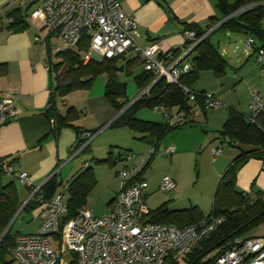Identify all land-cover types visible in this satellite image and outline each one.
Returning a JSON list of instances; mask_svg holds the SVG:
<instances>
[{
	"label": "built area",
	"instance_id": "2783aa9c",
	"mask_svg": "<svg viewBox=\"0 0 264 264\" xmlns=\"http://www.w3.org/2000/svg\"><path fill=\"white\" fill-rule=\"evenodd\" d=\"M16 2L19 0H9ZM250 6L242 7V13ZM32 17L43 21L47 36L36 35L41 46H50L51 52L60 53L75 49L84 33L90 36V50L83 56L84 62L102 60L126 55L136 51L143 58L144 69L154 73L155 80L163 78L167 82L180 84V77L192 70L189 53L209 33L197 36L195 30H185L186 44L178 56L165 54L159 43L152 41L142 46L138 43L137 24L134 17L123 9L120 0H43L33 10ZM4 19L0 15V22ZM56 38V44L52 39ZM251 36L246 38V51L254 46ZM258 61H264V50H258ZM50 74L51 91L59 85L58 73L52 65H47ZM153 83L138 92L139 100L150 95ZM190 101L202 97L207 110L222 107L212 92L203 94L180 84ZM250 121H254L264 111V99L259 91L252 92L250 99ZM177 107V106H176ZM156 106L169 124L185 123L184 111L178 108ZM20 113L15 96H0V126L15 119ZM99 134L87 132L81 151ZM176 146L151 145L142 153L127 151L115 157L121 164L118 175L120 189L114 200L111 213L96 215L89 207L81 208L74 216H68V200L64 193L57 192L50 201L44 202L40 214L38 231L19 234L12 248V255L19 264H190L189 255L206 236L214 232L224 221V216L211 215L187 227L174 224L151 222V209L147 203L146 188L149 183L144 178L146 166L153 157L174 154ZM214 158L223 154V144L212 149ZM77 152V153H78ZM25 187H31L28 202L41 187L32 183L27 172L15 171L12 165L5 168ZM177 182L165 175L160 184L163 192H171ZM69 260V261H68ZM211 264H264V235L236 237L226 249L218 253Z\"/></svg>",
	"mask_w": 264,
	"mask_h": 264
},
{
	"label": "crops",
	"instance_id": "0c3cea01",
	"mask_svg": "<svg viewBox=\"0 0 264 264\" xmlns=\"http://www.w3.org/2000/svg\"><path fill=\"white\" fill-rule=\"evenodd\" d=\"M226 1L227 3L234 4L238 0ZM42 2L43 0H19L16 2L0 0V15L5 16L12 10L19 8L24 14H26V20L28 23L26 29L16 31L7 27L10 18L8 19L5 16L0 22V96L5 94L14 95L15 100H17V105L20 108V113L15 119L0 126V160L5 161L13 159L12 166L14 170L16 172L23 171L29 173L32 177L33 185L37 187H42L43 183H45L55 172L58 173L59 180L64 182V179H73L78 175L83 170L82 167L91 166V163L89 164L87 161L77 162V157L75 156L77 153L73 155L79 137L76 126L82 131L100 129L102 132V130L105 129L103 132H107L109 129H113L109 126L119 116V112L111 106L105 95L107 76L103 74L105 78L102 81V88L101 90L99 89L96 96L88 98L86 110L81 109V106L77 104V101L71 99L70 94L65 96L63 102L58 99L59 108L62 113H66L68 107L76 109L79 113L76 120L69 121L70 123L63 127H58L56 120L53 117H51V119L47 117L45 110L50 105L52 95L50 74L48 73L45 62L48 52L45 53V50L40 48V43L37 42L35 38L36 35L43 36L46 28L43 21L36 20L39 23H37V26L35 25L36 28L30 26L28 21V17L35 19L32 17L31 13ZM120 2L123 9H125V11L136 20L137 32H139L137 41L142 46L155 41L161 45L165 54H170L172 50L181 49L186 44L184 33L186 23H194L201 28H206V26L217 22L210 28V41H212L218 51H220L225 57L227 55L235 54L231 59L227 58L229 66L224 75L216 77L211 70H208L213 73L214 77H216L215 80L208 84L203 78L204 74L208 71H202L199 79L193 85V89L195 90L212 92L226 105H222V107L217 109L207 110L204 109L198 101H192L191 103L193 106L188 118L191 119L189 125H192L198 120V118H203L204 122H207L210 131L206 130L208 136L205 138L203 145L206 144V150L209 151L210 154H213V151H211L212 148L222 144L223 150L226 147L231 151L228 153L229 156L228 154L223 156L225 150L223 151V154L217 158H214L213 156L214 172L216 175V181L213 188L214 190L215 187L218 189L224 173L241 151L237 144L234 146L230 143L228 138L224 140L220 133L223 130V124L229 116V110L236 109L245 115L249 114V110L244 111V109L250 104L252 92H262L258 76L255 77L256 75H253L255 72H247L250 68L254 69L255 67L249 68V66L245 65L240 66V63L242 61L243 63H246L254 57V62L256 60V63L262 65V71H264V62H259L257 60V53H249L247 51L245 54H237L236 49L238 50V46L243 40V34L245 39L247 38L246 33L235 31H214L218 24L223 22L226 18L219 7L218 0H120ZM47 35H49L48 32ZM246 55H248V57H246ZM194 56L195 55H193V57ZM193 57H188L187 60L191 61ZM129 60H133V62L128 64L123 72L132 73L135 77L136 74L145 70L143 58L138 52L133 50L126 55H123L119 63L125 64ZM137 68H139L140 71L136 72ZM229 69L232 70L228 71ZM247 73L250 77L252 76L250 80L251 84H249V87L246 86L247 92L245 91L242 95L245 101H241L240 95L234 94L236 88H238V86L236 88L235 86L237 83H243ZM121 79L123 81L122 76ZM263 94L264 93H262V96ZM89 111L97 120L95 123L97 125L95 126L89 124L86 125L85 121L82 119L83 117L81 115H87ZM210 111H213L212 115L209 114ZM125 127H120L119 129H125ZM103 132L99 134L102 135ZM134 133L136 134L134 135V139L142 142H130L131 144L124 145V143H120L119 141H115L114 143L112 139H110V141H104V138L101 136L96 139L94 138V140L90 142L91 150L95 153V159L102 161L106 160L101 163H95L97 166L96 169L103 166L108 168V175L103 173L100 179L99 176H96L97 182H100L101 179L104 180L107 176H109V179L113 182L111 188L113 191L110 192L111 194L107 201L110 210L107 213L113 211V201L117 196L120 186L118 171L121 164L114 162L115 157L117 155H124L127 151H134L135 153L136 150L130 148L137 149L138 152H136L139 154L153 144L148 138L141 139V134ZM115 136L118 137V135ZM114 144H117V146H114ZM118 145L126 146L127 148L125 147V149ZM179 148H181L180 145L176 147V150ZM110 151H112V154H110ZM93 169L96 170L95 167H93ZM147 170L144 173V178L147 179L149 183L145 190L148 201L151 193L147 190L151 185L150 180L148 179L149 176ZM97 171L99 170H96V172ZM237 174L236 187H238V190L240 189L250 194L260 191L264 197L263 159L260 160L258 158L250 157L238 170ZM7 175L11 177L10 174ZM70 180L71 179H69L68 182ZM175 180L177 182V187L171 191L172 194H169L161 203L168 202V207L170 209L179 210L181 209H177L179 206H170L171 200H178L179 195L181 196L180 193H182L181 189L178 190L179 179L176 178ZM160 184L161 182L158 184V190L160 189ZM25 189L28 193L26 187ZM68 196H66L67 200ZM20 198H22V194H20ZM22 199L24 200V198ZM214 201L208 212H205V210L202 209V203L200 201L195 200L196 204L194 205L199 206L202 213L209 215L213 209ZM41 207H37L32 211V213L34 212V217L40 219V214L43 211Z\"/></svg>",
	"mask_w": 264,
	"mask_h": 264
},
{
	"label": "trees",
	"instance_id": "16d2710c",
	"mask_svg": "<svg viewBox=\"0 0 264 264\" xmlns=\"http://www.w3.org/2000/svg\"><path fill=\"white\" fill-rule=\"evenodd\" d=\"M263 3L264 0H238L234 4L227 3L226 0H218L219 7L226 18L223 22L218 24L214 31L246 33L247 37L251 36L255 41L251 52H248L257 53L258 57V50H264ZM245 6H250V8L242 11V13H236ZM5 16L8 19L10 18L7 26L9 29L22 31L28 27L26 14L19 8L12 10ZM5 16L3 15L4 18ZM216 23L217 22H214L213 24ZM212 25L201 28L194 23H186L184 30H195L197 36L200 37L210 31ZM210 34L211 32L189 53L188 57L193 55V53L195 55L191 60L193 68L179 78L180 84L196 92L198 91L201 94L207 91L193 89V85L199 79L201 72L211 70L216 77H221L226 73L229 66L227 58L218 51L212 41H210ZM90 43V36L84 33V36L75 49L58 53L60 60L57 63L52 60L53 54L50 46L48 45L47 47L48 54L45 62L48 66L49 64L52 65L54 71L58 73L59 85L52 91L50 105L45 110V114L49 119L53 117L58 127L68 125L70 123L69 121L76 120L79 115L73 107H68L67 112L62 113L59 108V101L63 102L65 100V95L75 89L90 88L100 75L105 74L107 76L105 95L111 106L114 107L117 112H121L124 106L133 100V98H129L127 94V82L124 80L122 81L120 76L127 65L133 62V60H129L125 64L119 63L123 56L121 55L109 59L103 58L102 60L84 62L83 56L85 52L90 50ZM171 53L173 57H176L180 53V49L172 50ZM134 81L137 83L138 92L153 83L149 92L150 95L132 103L129 108L124 110V112L110 124V128L127 126L137 134H141V139L148 138L149 141L151 140L153 142L152 145L158 146L161 145L167 133L191 122V119L188 118L193 106L191 103L192 101H190L184 91H182L180 84L175 82L169 83L163 78L155 80L154 73L146 69L136 74ZM197 101L206 109L205 102L201 96L198 97L195 102ZM161 105L168 108L177 106L176 108H178V110L184 111L185 123L169 124L167 121L160 123L150 119H143L137 115V112L143 107L154 109L156 106ZM250 115H252V112L245 115L236 109H230L229 116L223 124V130L220 132L221 136L224 140L228 138L230 143L234 146L237 144L241 151L224 173L214 197L213 209L209 215L202 213L197 205H192L189 208H181L179 210L170 209L168 207V202L151 210V214L149 215L151 222L169 223L181 227L190 226L211 215L225 217V221L193 249V252L189 255L188 263L190 264L213 263L216 257L212 259L209 258L211 253L214 252L216 253L215 256H217L218 253L226 249L236 237L257 236H249L246 235V233L253 229V227H257L264 223V197L261 192L256 191L250 194L240 189L238 190V187H236L238 170L250 157L264 160V111L260 112L253 122L249 119ZM76 129L79 137L74 151L84 144V134L100 130L82 131L78 126H76ZM86 151H91L90 143L81 150V153ZM110 154H112V151H110ZM154 159L155 157L151 159L146 166V170L150 168ZM94 160L95 163L106 161ZM12 161L13 159L5 161L0 160V235L8 228L12 219L19 212L20 206L24 203V200L20 198L19 188L17 186L18 181L13 176H11V180L6 184L2 183V178L7 174L5 168L12 165ZM95 173L93 166H91L83 169L68 182V218L76 215L81 208L87 206L90 192L97 181ZM58 176L57 173L43 183V186L37 191L35 196L22 208L16 220L23 212L31 214L35 208L41 206V209H43L44 202L50 201L55 197V193L59 192L60 186L64 184L59 180ZM26 188L29 193L31 187ZM13 226L6 234L5 238L0 242V261L2 264H10L9 260L6 258L12 253L15 239L19 235V233H12Z\"/></svg>",
	"mask_w": 264,
	"mask_h": 264
},
{
	"label": "rangeland",
	"instance_id": "374dc122",
	"mask_svg": "<svg viewBox=\"0 0 264 264\" xmlns=\"http://www.w3.org/2000/svg\"><path fill=\"white\" fill-rule=\"evenodd\" d=\"M28 21H29L30 26H32L33 28L34 27L36 28L37 23H38L36 19H32L28 17ZM47 32L48 30L44 31L43 37L47 35ZM242 39H243L242 42H240L238 46V50L236 49L237 54H245V52H247L246 45H245L246 39L244 37V34L242 36ZM57 42L58 41L56 40V38L52 40L53 44H56ZM40 48L45 50V53L48 52L46 46H41L40 44ZM52 54H53L52 60L55 63L59 62L60 59L58 57V53L54 51ZM193 55H191L190 57H193ZM233 55L235 54L227 55L226 58L231 59ZM246 57H248V55H246ZM257 64L258 63H256V60L254 62V57H253L246 63H243L242 61L240 63V66L245 65V66H249V68L255 67L254 69L250 68L249 70H247V72L248 73L255 72L253 75L254 76L256 75L255 77L258 76L260 80L259 82L260 87L262 88V92H261V95H262V93H264V71H262L263 66L260 64L258 65ZM231 70L229 69L228 71H231ZM138 71H140L139 68H137L136 72ZM248 73H247V76H245L243 83H237V85L235 86V88L237 86L238 88H236L234 94H239L241 101H245L242 95L243 93H245L247 89L246 86L249 87V84H251L250 80L252 76L250 77ZM121 76L123 80L128 82L127 94L129 98L134 99L138 93L137 83L134 81V75L129 72H122ZM104 78L105 77L103 75H100L93 82V85L90 88L75 89L74 91H71L67 93L66 95L70 94L71 99L76 100L77 104L81 106V109L86 110L87 104H88V98L91 96H96L98 94L99 89L101 90L102 88V85H103L102 81L104 80ZM203 78H204V81L209 84L213 80H215L216 77H214L212 72L208 71L207 73L204 74ZM251 87H254V86H251ZM253 89L256 90L255 88ZM262 97L264 99V94ZM222 105H226V104L223 103ZM247 110L250 111V104L244 109V111H247ZM212 113L213 111H210L209 114L212 115ZM137 115L143 119H146V120L150 119V120H154L160 123L166 121V117L164 116L162 112L155 111V109L150 108V107L141 108L137 112ZM81 116L83 117L82 119L83 121H85L86 125L88 124L94 125V126L97 125L95 124L97 120L95 119L94 115L90 111L87 115L82 114ZM211 127H215V126H211ZM104 130H102V132ZM206 130H209L207 122H204L203 118H198V120H196L192 125H189V123L188 124L186 123L182 126V128L174 129V131H170L169 133L165 135V137L162 140L163 142L161 143L162 148L167 145H174L176 147L180 145L181 148L176 150L174 154H163V155L156 156L152 162V165L147 170V174L149 176L148 179L150 180V185H151V187L148 188L147 190L151 193L147 203L149 204V207L151 210H154L157 206L162 204L161 202H163V200H165L169 194L170 195L172 194V192L167 193V192H163L160 189L158 190L159 182H162L163 177H165V175H169L174 179L176 178L179 179L180 182H178L179 183L178 190L179 189L182 190V193H180L181 196L179 195L178 200L177 199L174 200L171 198L172 199L171 205H170L171 207L179 206L177 209L189 208L191 207V205L196 204L195 200H198L202 203L201 207L203 210H205V212L210 211L213 201H214L213 199L216 194L217 188L215 187V190L213 188L214 183L216 181V175L214 172L215 169H214L213 154L212 153L210 154V152L206 150V144L203 145L205 138L208 136ZM102 132L99 130V133H102ZM115 135H118V137H116ZM134 135L136 134L126 126L125 129H119V128L109 129L107 132H103L102 135L101 134L97 135L95 139L101 136L102 138H104L103 139L104 141H110V139H112L114 143L115 141H119L120 143H124V145H126V144H131L133 142L139 141V140L136 141L134 139ZM139 142H142V141H139ZM114 146H117V144H114ZM118 146L124 147V148L126 147V146H120V145ZM79 149L80 147L77 148V150L73 152V155L76 154ZM130 149L136 150L138 152V150L135 148L134 149L130 148ZM148 149H146L145 151H147ZM224 150L225 152L223 156L231 152L226 147L224 148ZM136 151H135V154H138ZM131 152L134 153V151H131ZM80 153L81 151H79L75 155L77 157V162L87 161L89 164L91 163V166L95 167V169L97 168V166L95 165V160H94L95 153L92 150L83 152L81 154ZM91 166H85V167H82V169H85ZM96 170H99V171L96 172ZM96 170H95L96 172L95 175L99 176V179L103 175V173L105 175H108L107 174L108 168L106 166L100 167ZM69 179H72V178H68L67 180L64 179V182H63L64 184H62L59 188V192L64 193L65 196H68V180ZM10 180H11V177L5 174V176L2 178V183L6 184ZM120 184H121V180H120ZM112 185H113V182L109 179V176H107L104 180L101 179L100 182L96 181V184L93 186L90 192L87 205L92 210V212H95L96 215L103 216L105 215V213H107L110 210L109 206L107 205V201L111 194L110 192L113 191L111 189ZM17 186L19 188V193L22 194V198H24V201L27 200L29 198L28 197L29 194L27 193L25 186L22 185L19 181L17 183ZM119 189H120V186H119ZM14 223L15 224L12 228L13 234L15 233L27 234V233H33V232L38 231L41 221L38 217H34V212L32 214L23 212ZM246 235H249V236L264 235V223L257 227H253V229L249 230L246 233ZM215 255L216 253L213 252L209 255V258L212 259L213 257H216ZM6 259L9 260L10 264H19L18 261L14 259L12 253H10ZM0 264H2L1 261H0Z\"/></svg>",
	"mask_w": 264,
	"mask_h": 264
},
{
	"label": "water",
	"instance_id": "95a60500",
	"mask_svg": "<svg viewBox=\"0 0 264 264\" xmlns=\"http://www.w3.org/2000/svg\"><path fill=\"white\" fill-rule=\"evenodd\" d=\"M264 4V3H263ZM135 102V99H133L130 103H128L127 105L124 106V109L119 112V115L122 114L124 112V110H126L127 108L130 107V105L132 103ZM55 174H57V172H55L51 177H53ZM50 177V178H51ZM49 178V179H50ZM28 203V199L26 201H24V203L20 206L19 208V212L15 215V217L12 219V221L10 222V224L8 225V228L0 235V242L5 238L6 234L8 233V231L11 229V227L14 225V221L16 220V218L18 217V215L20 214V212L22 211V208Z\"/></svg>",
	"mask_w": 264,
	"mask_h": 264
}]
</instances>
